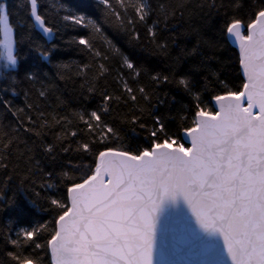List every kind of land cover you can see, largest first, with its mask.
<instances>
[{
    "label": "trees",
    "instance_id": "trees-1",
    "mask_svg": "<svg viewBox=\"0 0 264 264\" xmlns=\"http://www.w3.org/2000/svg\"><path fill=\"white\" fill-rule=\"evenodd\" d=\"M0 3L5 4L13 28L18 60L14 70L2 69L0 62L4 73L0 77V138H11L17 144L14 155L8 158V169H0V264H17L8 252L51 264L47 240L62 210L51 206L50 199L67 204V187L93 173L99 152L111 148L138 153L150 148L156 117L168 135L184 143L182 131L193 126L195 93L200 95L201 107L214 114L212 97L228 90L240 91L243 79L239 58L227 41L224 25L232 16L241 18L245 25L251 22L264 0H148L152 11L134 28L121 27L101 0H37L39 14L53 28L50 39L35 29L29 0ZM112 4L124 13L116 0ZM161 4L178 9L177 15L163 21ZM66 15L83 16L84 21L77 25L65 21ZM131 15L129 7L127 16ZM157 20L161 22L157 24ZM153 25L155 42L148 33ZM137 35L140 39L134 38ZM81 37L102 55L95 57L79 45ZM158 44L165 47L159 48ZM42 53H50L47 60ZM125 57L135 65L139 76L124 66ZM100 63L108 69L103 76H99ZM84 65L89 67L84 69ZM81 69L84 75L78 74ZM165 76L168 81L163 80ZM153 77H159L160 82ZM182 77L191 81V91L178 83ZM124 81L134 90L145 88L150 100H143L137 91V101L133 102L123 87ZM92 84L95 91L89 92ZM105 91L120 100L105 104L101 94ZM92 111H97L117 135L103 139L99 129L90 132L80 117L89 119ZM133 117L139 119L133 123ZM163 138L159 134V139ZM83 143L89 144L90 151L79 150ZM49 145L54 149L51 154L45 150ZM42 224L47 228L37 242L45 246L35 249L34 244L24 241L21 229L31 230ZM13 239L19 241L17 246L11 244Z\"/></svg>",
    "mask_w": 264,
    "mask_h": 264
},
{
    "label": "snow or ice",
    "instance_id": "snow-or-ice-1",
    "mask_svg": "<svg viewBox=\"0 0 264 264\" xmlns=\"http://www.w3.org/2000/svg\"><path fill=\"white\" fill-rule=\"evenodd\" d=\"M116 2L124 13L113 6L112 0H101L121 27L134 28L145 22L152 11L148 0ZM129 7L131 16H127ZM159 8L163 21L177 15L178 9L173 6L161 4ZM30 15L43 34L53 33L38 12L37 0H30ZM63 19L77 25L84 21L83 16L66 15ZM154 27L148 28L153 42L157 35ZM96 31L100 32L99 26ZM224 32L226 38L239 46V62L246 77L242 89L212 97L218 108L214 114L201 107L199 93L194 94L197 103L193 126L184 129L190 147L168 135L156 117L150 148L138 153L111 148L99 152L93 173L67 187V204L50 199L51 206L62 210L46 245L52 264H154L157 257L178 251L198 253L212 264H264V6L254 12L246 25L241 18L232 16L226 20ZM0 33L4 36L0 40L2 69L14 70L18 60L14 54L13 28L3 3H0ZM134 38L140 39L138 35ZM77 42L95 57L102 55L88 39L81 37ZM42 55L47 60L50 53ZM103 59L108 60V56ZM123 64L136 76L140 75L127 57ZM107 71L105 64L100 63L99 76ZM78 74L84 75V70ZM3 75L0 71V77ZM168 79L163 77L164 81ZM153 80L160 82L159 77ZM178 83L189 91L193 87L187 77L180 78ZM123 87L133 102L137 101V91L143 100H150L143 87L134 90L127 81ZM88 91L94 92L95 85H90ZM101 94L105 104L120 100L106 91ZM39 95L43 97L45 93L41 91ZM80 118L90 132L99 129L103 139L117 135L114 128L102 122L97 111H92L89 119ZM138 119L133 117L132 122ZM159 134L164 138L159 139ZM16 148L13 139L0 138V169H8V158ZM45 150L50 154L54 151L51 145ZM79 150L88 152L90 146L80 144ZM28 171L35 174L32 168ZM181 202L187 216L166 217L165 213L169 209L178 210ZM189 220L194 228L189 226ZM46 228L42 224L31 230L21 229L20 234L26 243L41 249L45 245L37 240ZM216 238L220 240L219 247ZM11 244L17 246L19 241L13 239ZM8 256L17 264H40L39 260L14 252H8Z\"/></svg>",
    "mask_w": 264,
    "mask_h": 264
},
{
    "label": "water",
    "instance_id": "water-1",
    "mask_svg": "<svg viewBox=\"0 0 264 264\" xmlns=\"http://www.w3.org/2000/svg\"><path fill=\"white\" fill-rule=\"evenodd\" d=\"M29 7H30V0H29ZM30 18H31L37 32L40 33L45 38L50 39L51 35L47 36V35L43 34L42 31L35 25L34 20L31 17V15H30ZM244 34L246 35L247 32L245 31ZM227 41L237 51L238 58L240 61V53H239L238 44H236L230 38H227ZM239 68H240L241 77L243 79V83H245L246 77L242 73L240 62H239ZM211 103H212L213 109L216 112L218 110L217 106L214 104V102L212 100H211ZM181 138H182L183 142L188 145V147L191 146L190 139L185 136L184 131H182V133H181ZM174 147H176V146H174ZM105 179H107V177H105ZM67 203H68V199H67ZM165 215H166V217H176V216H179V217L185 216L186 217L187 216V209L185 208V206L181 202L178 210L169 209L165 213ZM168 223H171V220H168ZM188 223H189L190 227L194 228V225H191L190 220L188 221ZM216 243H217V246L219 247L220 246L219 238H216ZM48 251H49V255H50V261L52 264L51 253H50L49 249H48ZM154 264H212V262L209 261L206 257L199 255L198 253L185 254V253L178 251L177 253L172 254V255L165 254L162 257H157L154 260Z\"/></svg>",
    "mask_w": 264,
    "mask_h": 264
},
{
    "label": "rangeland",
    "instance_id": "rangeland-1",
    "mask_svg": "<svg viewBox=\"0 0 264 264\" xmlns=\"http://www.w3.org/2000/svg\"><path fill=\"white\" fill-rule=\"evenodd\" d=\"M2 40H4V36H3V33H2Z\"/></svg>",
    "mask_w": 264,
    "mask_h": 264
},
{
    "label": "bare ground",
    "instance_id": "bare-ground-1",
    "mask_svg": "<svg viewBox=\"0 0 264 264\" xmlns=\"http://www.w3.org/2000/svg\"><path fill=\"white\" fill-rule=\"evenodd\" d=\"M32 21V20H31ZM34 25V24H33Z\"/></svg>",
    "mask_w": 264,
    "mask_h": 264
}]
</instances>
